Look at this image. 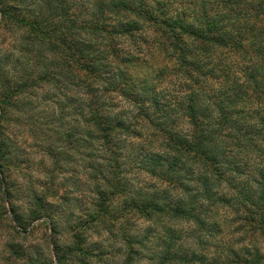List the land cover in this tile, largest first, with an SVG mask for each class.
Returning a JSON list of instances; mask_svg holds the SVG:
<instances>
[{"label": "trees", "instance_id": "16d2710c", "mask_svg": "<svg viewBox=\"0 0 264 264\" xmlns=\"http://www.w3.org/2000/svg\"><path fill=\"white\" fill-rule=\"evenodd\" d=\"M0 19L17 35L0 61L1 207L9 206L24 231L46 217L58 235L63 214L50 212L48 198L54 194L46 181L42 190L22 192L5 175L19 164L11 158L4 123H16L21 115L34 120L21 108L33 90L71 89L72 96L55 102L56 121L65 119L68 128L60 132L48 123L47 141L63 138L72 150L83 146L82 166L96 208L83 213L76 226L67 219L76 244L67 251L95 257L87 232L109 233L121 214L150 222L163 218L151 240L153 250L144 257L148 264L158 248L170 249L181 237L177 221L203 227L201 218L209 216L219 234V213L228 211L234 217L232 233L245 238L236 242L238 254L228 252L221 264L264 263V252L255 246L256 237L264 241V168L240 163L252 154L264 158V0H0ZM158 79L157 84L173 80L176 94H162L156 85L142 89ZM164 100L169 101L160 106ZM180 122L188 125V134L179 131ZM121 136L138 137L157 149L141 142L139 169L164 187L139 199L127 195L129 185L120 175ZM45 148L55 166L72 163L68 152ZM186 163L195 170L190 173ZM236 176H248L251 186ZM168 191L180 195L173 200ZM24 192L32 208L28 223L16 212ZM118 196H124L122 206L113 208ZM141 239L123 234L128 255L122 264L136 261ZM55 248L60 263L58 244Z\"/></svg>", "mask_w": 264, "mask_h": 264}, {"label": "rangeland", "instance_id": "374dc122", "mask_svg": "<svg viewBox=\"0 0 264 264\" xmlns=\"http://www.w3.org/2000/svg\"><path fill=\"white\" fill-rule=\"evenodd\" d=\"M87 19L88 17L81 20ZM16 37L17 35L12 34L11 31L0 24V61L3 60L5 52L10 49L13 42H17ZM6 60L7 59H5V64L8 61ZM5 64L3 68H5ZM159 81V79L158 81H147L142 89H146V86H148L151 91L153 89L152 86L155 87L156 85V91L162 94L167 93L173 96L176 94V88L173 89L172 87L173 80H167L170 82V86L165 84L167 81L163 84L160 82L159 85L157 84ZM72 93L73 90L71 89H68L67 92L63 89L52 91L35 89L32 91L30 98L26 100L22 99L24 102L21 105L25 115L30 116V118L34 120L26 122V117L21 115V118L16 123H4L6 138L7 140L9 138L10 141V143L8 142L7 144L11 149V158L19 164L17 168L11 167L9 171L7 170L5 175L13 180V184H15L16 188L22 192L26 191L28 187L40 190L42 183L46 181L50 184L53 190L52 194H54L48 198V202H50L54 208L51 209L50 212L54 215L63 214V216L60 217L62 226L60 225L58 229V235H55L51 226L52 224L46 217H42L40 220L30 223L28 226L25 225L24 231L9 213V206L5 205V208L1 207L3 202L0 197V264H122V262H126L128 255L124 247L125 242L123 241V234L126 237L135 236L137 234L142 237L140 243H143L144 246L140 248L137 246L140 254L137 256L136 261L131 264H147L148 261L145 260L144 257L147 258L146 252L148 250L149 252L153 250L152 246L154 243L151 245V240H153L155 234L157 236L159 233L161 223L166 221L163 218L158 221L153 219L150 222V220L147 221L134 213H131L127 218L121 214L122 218H120V224H117L113 229V235H111L113 230L109 233L102 230H91L87 232L89 243L91 246L95 243V249H97L94 251L95 257L80 255L78 252L72 254L66 250L67 248L73 249L76 246L68 230L67 219L71 220L69 226H76L79 220L82 219L83 213L86 215L85 212L88 214L96 208L95 205L93 206L94 196L90 193L91 182L85 176V168L82 166V157L86 155L83 146L78 145L72 150L63 138L61 141L57 139L55 143L51 144L47 141V135L50 134V129L46 126L48 123L52 124L53 129H58L60 132H65L68 128L67 125H65V119L60 122L56 121L57 116L60 114V107L57 108L55 102L57 98L65 101V98L72 96ZM147 95L149 94L142 93L141 96ZM78 97H80V94H78ZM167 97L171 98L169 95H167ZM165 100L161 102L160 106L164 103H168L169 100ZM169 103L171 104V102ZM67 109L69 110V108L66 107V112ZM59 123H61V125ZM179 125L182 129H179V131L188 134L190 130L188 125L183 122H180ZM139 130L142 132V135L146 136L147 133L144 134L143 130L137 126L136 131ZM54 138H56V136L53 134L52 140ZM132 138L127 136L117 138V143L121 151L119 155V161L122 164L120 175H124L123 177H125V181L127 182L124 183L125 187L129 185L127 195L131 196L130 198L135 197L139 199L140 195L158 190L164 187L165 184L151 178L139 169L141 168L139 159L141 157L143 158V154H141L139 148L141 142L145 144L146 147L152 146L143 142V139L139 142L138 137ZM146 138L147 136L145 137L147 141ZM48 145L56 146V151L68 152L72 163L66 164V162L63 161L60 162L59 166H55L46 155L45 147ZM151 150L154 151L157 149L152 147ZM250 156V158L244 159L240 161V163L246 164V168H248L247 166L253 167L256 171L258 167L264 168L263 157L257 160V158H254V154ZM18 159L20 161H18ZM136 159L139 161L137 160L136 162ZM11 164H13V162ZM185 167L189 168L190 173L195 170L194 165H189L188 163H186ZM195 167L197 166L195 165ZM236 177L241 180L240 182H242L245 187L248 188L251 186L252 182L247 180L248 176ZM249 177H253V175H249ZM228 178H231V174H229ZM124 190V192H126V188H124ZM168 192L170 194L168 198H172L173 200L180 195L179 192ZM20 196L19 193V200L16 205L18 206V210H16V212L20 211L19 213L22 215L25 222H27L29 217L28 211L32 210V208L29 207L31 203L28 202L25 192L22 198ZM123 198L124 196L116 197L112 207L120 208ZM220 212L219 214L222 215H219V220L222 224V230L219 234L216 233L213 225H209V216H206V219L204 217L201 218V220L205 222V226L203 227L185 221H177L175 229H177L178 235L181 237L178 236L177 240L172 243L170 249L164 247L159 250L158 248L156 256L148 264H221L223 258L230 256V251L238 254L235 251L238 246L236 242L245 237L240 236L238 233H232L233 226L230 225V222L234 218L233 215L228 211ZM121 228H123L124 232ZM194 230L195 232L193 233ZM255 242V246L260 248V253H263L264 241L262 242L256 237ZM57 244L60 249L58 250V257H60V260L62 259L60 263L57 261L56 256L55 246ZM223 244H228V246L223 248L220 253L219 251ZM244 244L247 243L245 242ZM99 245L102 246L103 253L99 252ZM150 247L152 248L150 249ZM227 249H229V251H227ZM65 252L68 254L65 255ZM99 255H101V258H99ZM174 258H177L176 261Z\"/></svg>", "mask_w": 264, "mask_h": 264}]
</instances>
